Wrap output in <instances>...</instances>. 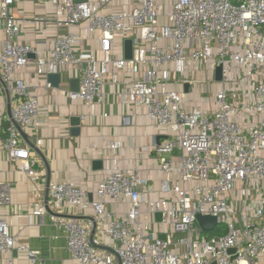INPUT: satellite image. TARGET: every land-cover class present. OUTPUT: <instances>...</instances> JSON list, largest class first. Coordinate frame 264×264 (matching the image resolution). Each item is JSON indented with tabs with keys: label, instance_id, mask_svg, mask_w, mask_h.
Returning a JSON list of instances; mask_svg holds the SVG:
<instances>
[{
	"label": "built area",
	"instance_id": "obj_1",
	"mask_svg": "<svg viewBox=\"0 0 264 264\" xmlns=\"http://www.w3.org/2000/svg\"><path fill=\"white\" fill-rule=\"evenodd\" d=\"M49 1L53 21L69 31L52 41L47 56L33 60L36 48L20 41L15 0H0V95L7 92L13 98L11 116L0 108V148L9 160L33 182L43 179L18 129L42 123L34 87L19 76L33 63L37 75L46 78V90L54 88L48 80L51 74L76 68L79 89L69 95L88 105L104 104V78L111 69L133 71L140 65L145 78L128 81L117 95L125 103L144 107L153 124L170 131L169 139L156 147L165 176L161 198H143L148 179L136 169L115 168L103 177L97 201L87 202L86 191L73 182L49 185V203L58 211L91 207L104 221L109 217L105 201L129 206L107 225L111 251L90 239L92 221L55 217L72 258L81 264H264V0H140L121 10L110 9L115 0ZM161 17L166 23H160ZM83 32L100 35L99 53L78 51ZM119 37L124 46L132 40L136 51L131 59L114 57ZM169 63L178 64L175 73L180 75L203 71L209 64L214 72L223 66L214 111L183 107L182 92L169 87L170 71L164 69ZM238 81L249 86L244 100L235 87ZM174 155L176 160L171 159ZM173 174L180 177L179 183L172 182ZM252 194L256 201L242 205L239 212V204ZM11 201L10 184L0 181V208ZM36 211L47 213L42 204ZM157 213L163 215L156 224L166 228L164 239L150 228ZM198 215L217 217L215 229L221 225L224 234L207 236ZM14 248L26 252L31 264H46L37 251L17 243L0 215V255ZM7 264H14V258Z\"/></svg>",
	"mask_w": 264,
	"mask_h": 264
},
{
	"label": "crops",
	"instance_id": "obj_2",
	"mask_svg": "<svg viewBox=\"0 0 264 264\" xmlns=\"http://www.w3.org/2000/svg\"><path fill=\"white\" fill-rule=\"evenodd\" d=\"M140 0H115L110 9L121 10L132 8ZM170 8H166L168 12ZM164 11V10H163ZM13 14L21 22V42H27L36 48L37 56L49 54L52 41L59 35L68 33L65 27H58L53 21V6L49 0H15ZM160 18V23H166ZM72 32L80 33V28H72ZM4 38V24L0 18V47ZM100 35L95 37L81 34L78 43L79 52H98ZM136 49L132 46V54ZM126 50L121 37L117 39L114 52L116 59L126 58ZM131 57V58H132ZM130 58V59H131ZM178 64L169 63L164 69L170 71L169 87L183 94V107L192 111L195 108L212 112L216 108L215 94L223 83L215 80L212 65L204 67L202 76L196 72L186 71L183 75L176 74ZM61 82L53 89L45 88L46 78L38 76L35 65L30 64L20 73L27 83L33 85V94L40 106L41 125L22 128L30 141L42 152L44 159L33 150L22 137V143L31 151L36 168L43 172V179L39 183L33 182L17 163L9 160L6 151L0 148V181L9 183L12 201L8 206L0 208V215L9 222L10 230L18 244H25L38 252L46 264H81L72 258L68 247L65 231L54 224L58 215L82 216L79 219L88 222L93 217L97 221L94 238L102 246L108 247L111 239L106 233L107 225L122 216L128 210V203L116 204L113 200L105 201L104 221L95 216V211L88 207L64 208L56 210L49 203L47 188L48 169L51 183L73 182L86 191L87 202L100 200L97 189L100 181L115 168L136 169L148 179V185L142 188L144 199L153 200L162 197L161 185L165 178L160 170L156 154V147L163 144L170 137L168 128L153 124L146 116L144 107L132 106L117 95L126 83L132 79H144L146 71L140 65L128 69H111L104 78V104H86L83 100H73L69 92L73 91L72 84L78 79V71L73 67H66L61 72ZM189 84L185 88V81ZM74 85V84H73ZM229 85V84H226ZM239 98L244 100L249 86L238 81L235 86ZM13 105V98L5 92L0 95V108L9 116V106ZM80 117L81 124L78 133H73L72 117ZM245 119V118H244ZM114 146H116L114 148ZM176 155L171 159L176 160ZM173 183H179L180 177L173 174ZM49 207L54 213L44 215L36 211V205ZM103 201V200H102ZM47 209V207H46ZM156 216V215H155ZM68 218V217H66ZM155 219L150 225L151 230L164 234L166 228ZM164 231V232H163ZM91 230L89 232V236ZM165 235V234H164ZM14 258V264H31L26 252L12 249L6 255H0V264H7Z\"/></svg>",
	"mask_w": 264,
	"mask_h": 264
},
{
	"label": "water",
	"instance_id": "obj_3",
	"mask_svg": "<svg viewBox=\"0 0 264 264\" xmlns=\"http://www.w3.org/2000/svg\"><path fill=\"white\" fill-rule=\"evenodd\" d=\"M44 1H47V0H44ZM125 50H126V58L127 59H130L132 56V40L131 39H128L126 40L125 42ZM33 56V55H32ZM222 77H223V66L222 65H219L216 67L215 69V80L220 82L222 80ZM48 80L53 84V86L57 87L59 86L60 82H61V73H57V74H51L49 77H48ZM0 82L4 85V83L2 82L1 80V77H0ZM74 84V85H73ZM72 84V89L73 91H78L79 89V79H76ZM189 87V84L186 83L185 84V88L188 89ZM9 116H11V110H10V106H9ZM80 124H81V118L76 116V117H72L71 118V125L74 127V130H73V133H78V127H80ZM18 129L19 131L21 132L22 134V137L27 141V143L29 144V146L35 150L40 156H42V158L44 159V156L42 154V152L36 147V145L34 143H32L29 139V137L23 132L22 128L20 126H18ZM47 169H48V181H47V188H48V191H49V185H50V181H51V178L49 177L50 173H49V167L47 165ZM46 207H47V210L50 212V213H54L51 208L49 207V203H48V200H46ZM57 216H62V215H58L56 214ZM64 216V215H63ZM162 213H157L156 214V219L158 221L162 220ZM68 218H73V219H82V216H66ZM197 219H198V223H199V226L200 228L206 232V233H210V232H213L215 227L220 223V221H218V218L215 217V216H209V215H198L197 216ZM91 220L93 222V228L91 230V234H90V239L93 241L94 239V235H95V232L97 230V221L91 217ZM160 237L162 239L165 238V235L164 234H161ZM99 248L101 249H107L109 251H111L110 248H106L104 246H98ZM230 252H235V248L231 249ZM215 264V263H213Z\"/></svg>",
	"mask_w": 264,
	"mask_h": 264
},
{
	"label": "rangeland",
	"instance_id": "obj_4",
	"mask_svg": "<svg viewBox=\"0 0 264 264\" xmlns=\"http://www.w3.org/2000/svg\"><path fill=\"white\" fill-rule=\"evenodd\" d=\"M209 65H211V64H209ZM212 67H213V66H212ZM196 76H197V77L202 76V74H201V70H198V71L196 72ZM255 201H256V196H255V194H252V195L249 197V199H247L246 201H244V202H242V203L239 204L238 211H239V212L242 211V205H249V204H252V203L255 202Z\"/></svg>",
	"mask_w": 264,
	"mask_h": 264
},
{
	"label": "trees",
	"instance_id": "obj_5",
	"mask_svg": "<svg viewBox=\"0 0 264 264\" xmlns=\"http://www.w3.org/2000/svg\"><path fill=\"white\" fill-rule=\"evenodd\" d=\"M220 226L217 227L213 232L206 233V235L207 236H213V235H222V234H224L225 230H224V228H222Z\"/></svg>",
	"mask_w": 264,
	"mask_h": 264
}]
</instances>
